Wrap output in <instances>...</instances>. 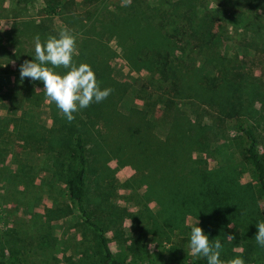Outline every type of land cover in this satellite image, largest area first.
<instances>
[{
  "label": "rangeland",
  "instance_id": "rangeland-1",
  "mask_svg": "<svg viewBox=\"0 0 264 264\" xmlns=\"http://www.w3.org/2000/svg\"><path fill=\"white\" fill-rule=\"evenodd\" d=\"M121 5L0 0V264L9 253L20 254L24 264L103 258L98 232L68 194L75 128L87 149L86 203L122 260L207 264L189 248L198 226L210 242H221L222 261L264 263V247L255 240L264 222V192L250 162L228 143L237 118L219 112L228 103L244 104L241 116L256 126L264 153V2ZM184 9L200 17L215 9L227 15L219 46L167 37L186 21ZM245 22L252 34L238 28ZM62 31L76 38L77 66L90 65L101 90L112 89L104 101L74 113L72 122L47 102L42 81H21L19 72L35 58L37 35L43 44ZM167 40L166 69L140 58L138 44L159 48Z\"/></svg>",
  "mask_w": 264,
  "mask_h": 264
},
{
  "label": "trees",
  "instance_id": "trees-1",
  "mask_svg": "<svg viewBox=\"0 0 264 264\" xmlns=\"http://www.w3.org/2000/svg\"><path fill=\"white\" fill-rule=\"evenodd\" d=\"M195 0H189V3H193ZM252 1V0H247ZM264 2V0H262ZM192 8V7H191ZM264 9V6H263ZM54 13L55 11H51ZM51 13V14H52ZM251 16V13H244ZM231 17L236 18V14H229ZM183 19L186 21L180 25L178 31L170 36H186L191 40L185 41L187 46L190 41H196L201 46L213 47L214 45L219 46V39L225 34L222 30L223 19L227 16L223 11L215 9L207 11L201 17L195 15L193 12L190 14V9H184L182 11ZM197 16V17H195ZM229 17V16H228ZM246 18L250 19L248 16ZM247 22L243 26H238L240 29H244L247 33L252 34L247 28ZM111 28L116 27L115 24L110 25ZM247 29V30H246ZM109 27L106 26L105 32H108ZM206 38V40H202ZM137 48H140V58L147 60L148 64H155V68L158 70L166 69L170 60V41H165L161 46L153 47L148 42L138 44ZM264 70V64H263ZM246 107L244 104L228 103L225 106L219 108V112H224L226 116L232 117L233 115L237 118V121L232 124V135L228 136V143L232 145L233 149H240L244 158H246L257 177L258 185L264 192V153L260 148V137L256 129V126L250 121L246 120L241 116V111L245 112ZM246 114V112H245ZM74 150L76 155L75 171L68 180V194L75 204L77 211L84 220V222L98 232L100 244L104 252V256L97 262L83 263V264H142L134 263L131 261H124L112 250L109 244L108 237L105 232V228L95 220L94 214L86 203V196L88 193V160L86 155V145L84 134L79 128L74 130ZM2 264H24L23 258L18 253H9ZM148 264H159L151 261ZM177 264H198L194 261H180ZM264 264V263H258Z\"/></svg>",
  "mask_w": 264,
  "mask_h": 264
},
{
  "label": "clouds",
  "instance_id": "clouds-1",
  "mask_svg": "<svg viewBox=\"0 0 264 264\" xmlns=\"http://www.w3.org/2000/svg\"><path fill=\"white\" fill-rule=\"evenodd\" d=\"M132 0H122L123 7L131 5ZM35 58L25 60L20 65V78L42 81L43 91L48 103L54 102L68 122L75 119L74 113L100 103L108 98L112 89L101 90L96 75L90 65L81 63L77 66L74 57L78 55L76 38L67 31H62L59 38L50 36L46 43H41L39 35L35 37ZM52 67H47L46 65ZM63 67L68 71L61 75L54 69ZM38 90V89H37ZM199 223V221H198ZM255 240L264 247V222L257 224ZM230 238L234 239L232 235ZM201 227L191 229L189 248L193 257L206 258L207 264H245L242 257L224 262L220 259L222 244L219 240L210 242Z\"/></svg>",
  "mask_w": 264,
  "mask_h": 264
}]
</instances>
